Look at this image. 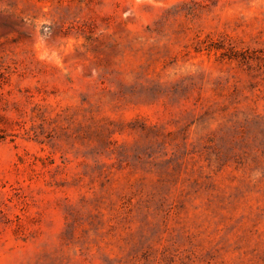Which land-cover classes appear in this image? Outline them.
<instances>
[{"label": "rangeland", "instance_id": "obj_1", "mask_svg": "<svg viewBox=\"0 0 264 264\" xmlns=\"http://www.w3.org/2000/svg\"><path fill=\"white\" fill-rule=\"evenodd\" d=\"M0 264H264V0H0Z\"/></svg>", "mask_w": 264, "mask_h": 264}]
</instances>
